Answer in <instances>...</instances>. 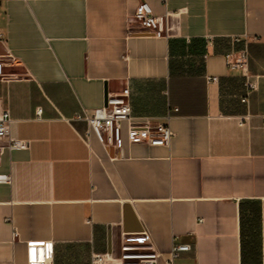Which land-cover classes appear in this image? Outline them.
<instances>
[{"label": "crops", "instance_id": "0c3cea01", "mask_svg": "<svg viewBox=\"0 0 264 264\" xmlns=\"http://www.w3.org/2000/svg\"><path fill=\"white\" fill-rule=\"evenodd\" d=\"M0 30V113L29 142L0 141V264H27L29 242L92 264L143 229L158 264L173 243L190 245L176 264H264V0H0ZM126 88L169 147L130 143L127 123L100 141L85 117Z\"/></svg>", "mask_w": 264, "mask_h": 264}, {"label": "built area", "instance_id": "2783aa9c", "mask_svg": "<svg viewBox=\"0 0 264 264\" xmlns=\"http://www.w3.org/2000/svg\"><path fill=\"white\" fill-rule=\"evenodd\" d=\"M134 19L141 29L156 37L167 36V14L154 15L147 2H141L137 8ZM3 33L0 30V40ZM263 40L264 37H256ZM235 43L241 42L240 37L233 39ZM248 50L245 47L240 51V59L236 66L246 70ZM5 80L4 63L0 59V81ZM211 80H217L213 77ZM249 88L253 86L248 84ZM129 89L119 94L108 95L105 104L97 108L91 117H85L100 141L106 145H118L123 140V123H127V139L130 143L143 142L153 146H170L173 132L167 123L151 124L150 121H136L132 116V107L129 101ZM247 102V97L242 98ZM77 118L81 119L80 115ZM11 117L9 111L0 113V141L7 140L10 149H26L29 142L11 138ZM9 175H0V182H9ZM17 236L14 229L13 237ZM176 240V239H174ZM150 235L146 229L140 235L123 234L120 251L114 253H94L92 264H158L162 255L149 246ZM190 250V245L173 243L170 256L164 259V264H176L181 253ZM54 244L52 242H29L27 264H53Z\"/></svg>", "mask_w": 264, "mask_h": 264}]
</instances>
